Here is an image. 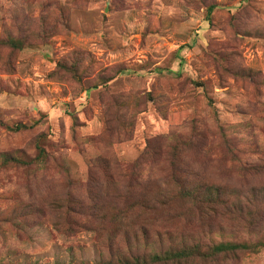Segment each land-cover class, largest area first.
Masks as SVG:
<instances>
[{
	"label": "rangeland",
	"instance_id": "374dc122",
	"mask_svg": "<svg viewBox=\"0 0 264 264\" xmlns=\"http://www.w3.org/2000/svg\"><path fill=\"white\" fill-rule=\"evenodd\" d=\"M134 234L264 264V0H0V264Z\"/></svg>",
	"mask_w": 264,
	"mask_h": 264
},
{
	"label": "trees",
	"instance_id": "16d2710c",
	"mask_svg": "<svg viewBox=\"0 0 264 264\" xmlns=\"http://www.w3.org/2000/svg\"><path fill=\"white\" fill-rule=\"evenodd\" d=\"M211 10L212 6L208 8L207 14H209ZM23 128H25V126L23 125L15 126V129L17 130ZM37 148L39 149V153H43V150L39 146H37ZM216 199V197L214 199L206 198L204 200H200V198H197V202L206 203L208 205H215ZM133 206L134 205L126 207L131 208ZM67 210L68 212H72L80 217L84 214V208L80 203H73V205L71 203V206L67 207ZM93 215H98V213L93 212ZM88 216L92 217L91 211L88 212ZM141 225L142 227H140V233L141 235H144L147 232V223L142 221ZM97 235L99 236L100 234ZM137 238L138 236L135 234L134 238L127 237V251L125 253H122L126 254L125 257H120L118 261H114L112 259V254L114 253L111 247H107L109 258L104 259L101 257V260L98 264H188L214 259L216 255L220 253H225V251L246 249L245 243L230 242H217L207 248H203L200 244L195 243L192 245L189 244L187 246L180 247L179 249H175L171 245L157 249L154 246V243L147 241L144 242L146 245H144L143 243L140 244ZM157 239L161 242V235L158 234Z\"/></svg>",
	"mask_w": 264,
	"mask_h": 264
}]
</instances>
